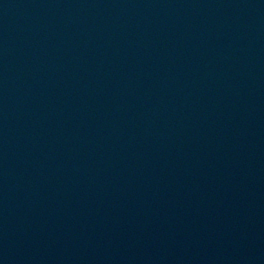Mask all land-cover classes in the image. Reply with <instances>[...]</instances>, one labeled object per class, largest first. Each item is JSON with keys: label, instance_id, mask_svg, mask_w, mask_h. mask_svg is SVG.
Here are the masks:
<instances>
[{"label": "water", "instance_id": "1", "mask_svg": "<svg viewBox=\"0 0 264 264\" xmlns=\"http://www.w3.org/2000/svg\"><path fill=\"white\" fill-rule=\"evenodd\" d=\"M0 264H264V0H0Z\"/></svg>", "mask_w": 264, "mask_h": 264}]
</instances>
